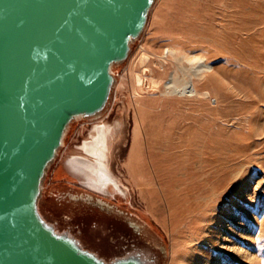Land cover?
<instances>
[{"label": "rangeland", "instance_id": "obj_1", "mask_svg": "<svg viewBox=\"0 0 264 264\" xmlns=\"http://www.w3.org/2000/svg\"><path fill=\"white\" fill-rule=\"evenodd\" d=\"M195 58L210 69L181 96ZM113 73L105 112L72 124L48 173L44 219L75 181L141 229L147 264H264V0H156ZM105 125L99 163L81 149Z\"/></svg>", "mask_w": 264, "mask_h": 264}, {"label": "water", "instance_id": "obj_2", "mask_svg": "<svg viewBox=\"0 0 264 264\" xmlns=\"http://www.w3.org/2000/svg\"><path fill=\"white\" fill-rule=\"evenodd\" d=\"M155 2L0 0V264H107L57 233L39 201L72 124L105 112Z\"/></svg>", "mask_w": 264, "mask_h": 264}, {"label": "flooded vegetation", "instance_id": "obj_3", "mask_svg": "<svg viewBox=\"0 0 264 264\" xmlns=\"http://www.w3.org/2000/svg\"><path fill=\"white\" fill-rule=\"evenodd\" d=\"M74 182L67 180L62 184L65 190L60 198L53 192L56 199L47 204V207L49 214L55 218V224L46 222L56 232L58 225L61 235L71 237L84 251L106 263V259L100 258L99 253L109 256L131 253L127 257L116 258L111 263L120 259L137 258L142 264H147L141 229L124 211L116 209L96 193L83 189L81 183L76 186ZM81 189L83 192H78ZM150 261L153 263L154 259Z\"/></svg>", "mask_w": 264, "mask_h": 264}, {"label": "bare ground", "instance_id": "obj_4", "mask_svg": "<svg viewBox=\"0 0 264 264\" xmlns=\"http://www.w3.org/2000/svg\"><path fill=\"white\" fill-rule=\"evenodd\" d=\"M169 52H170V50H168V53ZM193 64H194L193 67L188 72V73H190L189 81L186 82L185 84H183V86L181 88L176 89V91L179 92V94L181 96H193V95H195L197 93V90H196V87H195L194 79L202 77L210 69V66L207 65L203 60H201V58L200 59H196ZM174 80L175 79L173 77L171 79L169 85H167L169 88L174 87V83H175ZM104 127H106V125L105 126H96V128L94 129V135L92 137L93 140L92 141H87L86 140V142L83 143V148L81 150L83 151L84 154L93 155V156L95 154V155L98 156V159H100L101 157L104 158V156H105L104 148L106 146V145L105 146L103 145L104 144L103 142L106 139V136H105L106 135V129ZM98 159H97V161L99 163H101L102 162L101 159L100 160H98ZM85 160H87V159H85ZM77 165L75 167H79L81 169V170L79 169L80 171H84V169H82L80 167L81 163L77 164ZM97 171H98V175H97L96 180L100 181V183L102 181H107L108 180L109 177L103 175L101 170H99V169L94 170V173L97 172ZM112 182H113V180H112ZM115 185H116V183H115Z\"/></svg>", "mask_w": 264, "mask_h": 264}]
</instances>
